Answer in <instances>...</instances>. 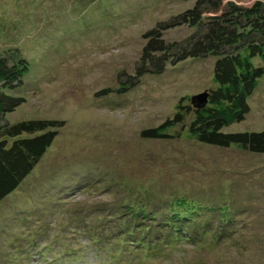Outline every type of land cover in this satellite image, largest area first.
I'll list each match as a JSON object with an SVG mask.
<instances>
[{"label": "rangeland", "instance_id": "1", "mask_svg": "<svg viewBox=\"0 0 264 264\" xmlns=\"http://www.w3.org/2000/svg\"><path fill=\"white\" fill-rule=\"evenodd\" d=\"M192 1L0 0V53L15 47L30 62L16 92L25 101L7 120L64 121L15 197L0 204V264H116L125 257L123 249L112 255L105 248L106 254L89 251L98 244L68 228L74 208L84 221L103 215L124 223L125 212L137 216L138 203L152 202L150 209L158 212L153 222L137 220L135 227L161 221L144 237L157 246L175 238L157 228H173L168 214L180 201L189 217L182 227L200 231L213 218L219 223L230 218L234 231L211 248L177 245L165 250L162 259L150 258L152 263L264 264V154L197 143L183 136L180 128L187 123L174 127L169 138L141 135L171 117L182 97L185 103L200 93L209 95L211 57L167 65L160 74L143 75L125 94L115 92L119 72L134 74L146 33ZM192 32L178 25L163 33L170 41H183ZM104 88L109 96L97 95ZM248 105L244 119L224 131L264 129V78ZM146 187H152L148 191L154 199L137 202L144 192L139 189ZM6 223L11 225L6 228ZM65 247L73 251L62 252Z\"/></svg>", "mask_w": 264, "mask_h": 264}, {"label": "trees", "instance_id": "2", "mask_svg": "<svg viewBox=\"0 0 264 264\" xmlns=\"http://www.w3.org/2000/svg\"><path fill=\"white\" fill-rule=\"evenodd\" d=\"M246 1L247 4L235 0H193L190 6L169 19L158 22L146 33L147 41L135 66V72L118 73L116 93L125 94L141 83L140 78L143 75L160 74L167 65H175L188 58L211 57L213 76L212 87L204 106L197 107L191 101L183 103L186 98L182 97V102L177 104L174 114L160 125L142 130L143 137L169 138L170 134L174 135V127L187 123L186 127L180 128L185 133L183 136L197 143L218 148L235 146L250 153L264 154V129L228 132L223 130L231 122L244 119L249 111L248 97L260 79L264 78V0ZM178 25H187L193 32L183 41L166 39L163 32ZM23 51L6 47L0 53V204L3 200L10 201L12 196L15 197L14 192L34 170L53 143L59 128L64 125V121L56 119L29 118L16 122L7 120L6 115L15 111L25 101L24 97L16 94L23 86V78L30 69V62ZM97 95L109 96L108 88L98 91ZM151 188L139 189L144 192L137 198V202L148 197L154 199L152 191H148ZM162 200H168V204L172 202L170 197H164ZM180 202L175 203L168 214L167 222L173 228H157V231L168 230L165 231L167 237L172 235L175 238H166L157 246L149 245L144 237L151 232V226L156 227L161 221L158 220L148 227H135L137 220L141 224L145 220L149 221V224L153 222L158 212L155 211L157 209H150L152 202L138 203L137 216L131 217L125 212L124 223L118 220L114 222L112 217L106 218L103 215L97 220L93 217L84 221L83 215H79L81 210L76 207L68 218V228L73 232H84L88 242L98 244L95 245L97 250H93L89 245V251H102L105 248L106 252L112 255L123 249L125 257L116 264H155L149 259H162V253L167 249L183 244L195 250L203 246L211 248V244L220 238L227 239L234 231V227L229 226L230 218L223 219L224 224L223 220L219 223L213 218L210 224L209 221L202 223L200 231L182 227L183 223H189V217L184 213V202ZM13 215L14 213L8 218L14 219ZM10 225L11 223H6L5 226L7 228ZM133 234H137V237H133ZM129 238L131 239L128 241ZM236 243L240 244L238 241ZM74 244L68 245L71 247ZM86 246L85 244L79 248L85 249ZM65 249L62 248L61 251H73ZM173 253L175 251L171 254ZM176 261L177 259L169 260L172 264Z\"/></svg>", "mask_w": 264, "mask_h": 264}, {"label": "water", "instance_id": "3", "mask_svg": "<svg viewBox=\"0 0 264 264\" xmlns=\"http://www.w3.org/2000/svg\"><path fill=\"white\" fill-rule=\"evenodd\" d=\"M207 98L208 95L206 94V92L200 93L196 96H194L191 100V102L197 106V107H201V105L203 106L206 102H207Z\"/></svg>", "mask_w": 264, "mask_h": 264}, {"label": "bare ground", "instance_id": "4", "mask_svg": "<svg viewBox=\"0 0 264 264\" xmlns=\"http://www.w3.org/2000/svg\"><path fill=\"white\" fill-rule=\"evenodd\" d=\"M63 173V172H62Z\"/></svg>", "mask_w": 264, "mask_h": 264}]
</instances>
